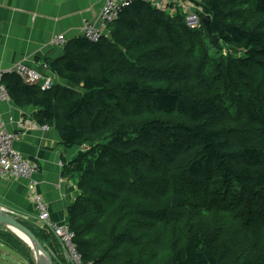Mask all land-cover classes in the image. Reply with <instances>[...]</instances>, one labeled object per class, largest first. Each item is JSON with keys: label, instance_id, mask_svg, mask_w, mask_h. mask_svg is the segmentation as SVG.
Wrapping results in <instances>:
<instances>
[{"label": "trees", "instance_id": "1", "mask_svg": "<svg viewBox=\"0 0 264 264\" xmlns=\"http://www.w3.org/2000/svg\"><path fill=\"white\" fill-rule=\"evenodd\" d=\"M176 7L131 0L99 41L66 42L44 65L71 86L1 79L82 149L63 175L78 181L67 223L83 263L264 264V0ZM21 223L63 262L49 233ZM0 243L32 260L1 226Z\"/></svg>", "mask_w": 264, "mask_h": 264}, {"label": "crops", "instance_id": "2", "mask_svg": "<svg viewBox=\"0 0 264 264\" xmlns=\"http://www.w3.org/2000/svg\"><path fill=\"white\" fill-rule=\"evenodd\" d=\"M101 6L100 0H0V70L20 63L55 83L68 85L43 69L47 60H56L63 54V47L53 40L62 35L68 42L82 36L85 24L100 25ZM35 112L36 108H19L11 100L0 102L1 122L8 132L18 136L14 149L39 166L31 181L35 182L36 192L46 204L50 221L65 224L67 208L78 196V181L63 175V165L82 149L65 148L54 128L43 129L35 122ZM27 186V179L1 178L0 207L18 213L26 218L22 221L35 225L37 212ZM53 238V247L62 254L58 240L54 238L55 242ZM62 257L63 262L54 256L53 264H72ZM24 260L19 252L0 243V264L13 261L23 264Z\"/></svg>", "mask_w": 264, "mask_h": 264}, {"label": "built area", "instance_id": "3", "mask_svg": "<svg viewBox=\"0 0 264 264\" xmlns=\"http://www.w3.org/2000/svg\"><path fill=\"white\" fill-rule=\"evenodd\" d=\"M102 6L99 11L98 20L100 25L87 23L82 29V35L91 42L99 41L107 29V26L113 23L118 15L121 7L129 5L131 0H101ZM187 25L190 28L199 25V19L195 14H189L186 19ZM53 42L56 45L63 46L65 44L64 37L59 35L55 37ZM44 67H46L44 65ZM14 73L18 75L25 83L29 85L39 84L41 90H48L52 86V80L49 77L43 76L37 71L29 68L24 64H17L13 67L0 70V79L5 74ZM9 101V95L4 86L0 84V102ZM43 129L48 127L42 126ZM16 134L7 131L0 120V179L5 177H15L28 180V191L32 194V202L37 212L35 217L36 225L43 230H47L58 240L63 256L72 264H91L83 263L80 254L75 250L73 244L74 234L67 224H57L50 221L49 212L46 204L36 192V184L31 181V178L39 171V166L36 162L22 157L13 147L17 140ZM0 210L5 211L19 219H26L18 213L0 207Z\"/></svg>", "mask_w": 264, "mask_h": 264}, {"label": "water", "instance_id": "4", "mask_svg": "<svg viewBox=\"0 0 264 264\" xmlns=\"http://www.w3.org/2000/svg\"><path fill=\"white\" fill-rule=\"evenodd\" d=\"M209 18L206 19L208 25ZM217 43L216 36L213 37ZM0 226L13 233L21 239L31 250V259L33 264H53V259L49 250L43 243L33 234V232L18 221L11 214L0 210ZM24 237H23V236Z\"/></svg>", "mask_w": 264, "mask_h": 264}, {"label": "bare ground", "instance_id": "5", "mask_svg": "<svg viewBox=\"0 0 264 264\" xmlns=\"http://www.w3.org/2000/svg\"><path fill=\"white\" fill-rule=\"evenodd\" d=\"M146 1H148L149 3H151L152 5H154V6H156V7H158L159 9L161 8V9H163V11H170V13H173V12H175L176 11V9H177V2L179 1V0H146ZM129 5H125V6H123V7H121L120 8V10H119V13L123 10V9H125L126 7H128ZM191 7H193V8H199L198 6H196V4H194V3H192L191 4ZM200 9V8H199ZM30 68V67H29ZM32 69V68H31ZM43 69L44 70H46V71H48L47 70V68L46 67H44L43 66ZM34 70V69H33ZM36 71V70H35ZM39 73V72H38ZM3 77V76H2ZM2 77H1V79H2ZM1 79H0V84L2 85V86H4L2 83H1ZM16 218V217H15ZM16 219H19V218H16ZM23 236V235H22ZM24 237V236H23Z\"/></svg>", "mask_w": 264, "mask_h": 264}, {"label": "clouds", "instance_id": "6", "mask_svg": "<svg viewBox=\"0 0 264 264\" xmlns=\"http://www.w3.org/2000/svg\"><path fill=\"white\" fill-rule=\"evenodd\" d=\"M101 1V0H100ZM101 9V8H100ZM198 27V26H197ZM194 28H196V27H194ZM82 32V31H81ZM107 34V29L105 30V32H104V36ZM83 36V35H82ZM103 36V37H104ZM85 38V37H84ZM86 39V38H85ZM65 40V39H64ZM65 44H66V41H65ZM64 44V45H65ZM64 45L63 46H61V47H64ZM47 77V76H46ZM22 79V78H21ZM52 80V85L54 84V82H53V79H51ZM24 81V80H23ZM25 83V82H24ZM27 84V83H26ZM29 85V84H28ZM33 85H35V84H33ZM9 100H10V97H9ZM18 221H22L23 219H17ZM65 224H67L68 225V223H65ZM34 225V224H33ZM34 226H36V227H38L37 225H36V222H35V225ZM39 228V227H38ZM40 229V228H39ZM41 230H43V229H41ZM43 231H45L46 233H49V234H51L52 235V233L51 232H49V231H47V230H43ZM53 236V235H52ZM54 237V236H53ZM55 238V237H54ZM56 239V238H55ZM59 243V242H58ZM60 245V244H59ZM61 248V247H60ZM50 252V251H49ZM50 254H51V252H50ZM52 255V254H51ZM62 255H63V253H62ZM53 256V255H52ZM53 261H54V256H53Z\"/></svg>", "mask_w": 264, "mask_h": 264}, {"label": "rangeland", "instance_id": "7", "mask_svg": "<svg viewBox=\"0 0 264 264\" xmlns=\"http://www.w3.org/2000/svg\"><path fill=\"white\" fill-rule=\"evenodd\" d=\"M224 52H225V51L223 50L222 53H224ZM67 84H68L69 86H71L69 83H67ZM31 262H32V260H31ZM4 264H17V263L13 261V262H6V263H4ZM23 264H31V263H30L29 260L26 259V260H24V263H23ZM32 264H33V263H32ZM91 264H92V263H91Z\"/></svg>", "mask_w": 264, "mask_h": 264}]
</instances>
